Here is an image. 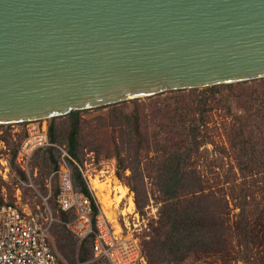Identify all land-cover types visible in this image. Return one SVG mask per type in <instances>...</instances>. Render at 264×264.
Instances as JSON below:
<instances>
[{
	"label": "water",
	"instance_id": "1",
	"mask_svg": "<svg viewBox=\"0 0 264 264\" xmlns=\"http://www.w3.org/2000/svg\"><path fill=\"white\" fill-rule=\"evenodd\" d=\"M264 79V0H0V126Z\"/></svg>",
	"mask_w": 264,
	"mask_h": 264
},
{
	"label": "rangeland",
	"instance_id": "2",
	"mask_svg": "<svg viewBox=\"0 0 264 264\" xmlns=\"http://www.w3.org/2000/svg\"><path fill=\"white\" fill-rule=\"evenodd\" d=\"M217 87L216 91L181 90L131 99L124 102L115 113L111 108L82 111L79 160L73 162L75 167L79 171L82 169L86 175L92 195L101 211H104L103 205L96 196L93 181L97 180L100 184L110 186L112 205L111 210L106 213L109 212L110 217L112 216L126 233L135 235L143 245L163 236L160 225L162 204L156 180V167L161 162L153 150L149 157L142 154L139 162L133 152L127 154V151L122 149V130L119 123L125 122V116L138 110L142 132L152 140L166 136L174 143H179L187 137L189 130L200 125L198 138L205 144L200 147L198 156L192 162L199 167L212 190L227 198V219L231 231L228 244L222 253L195 252L184 264H264V246L253 245L252 252L248 253L240 245L243 234L236 230V225L241 211L230 198V194L236 190L240 191L245 182L239 174L238 159L230 144L234 136L233 128L239 126L240 122L250 147L256 152L255 163L260 167V174L246 179L248 186L244 185V188L254 191L257 202H264V79ZM54 125L59 139L63 142L56 145L65 149L64 141L69 131L68 119L58 118ZM4 126L0 128V136L5 133V139L0 137V160L7 159L10 170L5 172L0 162V198H3L4 202L27 205L41 215V221L49 226L51 243L61 257V264H101L90 258L83 262V250L80 249L82 244L78 245L77 241L74 252L67 248L64 249V254L60 251L58 242H61L65 233L63 227L68 229L69 220L64 222L61 217L62 210L57 202L58 175L56 171L52 172L51 168L44 166L41 156L32 158L28 173L18 162L17 167H13L11 152L20 145L26 125ZM118 153L128 155L126 167L129 168L123 172L118 168ZM68 165L72 172L70 162ZM131 167L135 169V174L137 173L132 181ZM19 170L25 173L26 180L21 178ZM119 172L123 178L118 176ZM252 183L256 186L251 188L249 184ZM132 186L135 187L134 190ZM119 187H124L128 193L120 202ZM113 188L115 191H112ZM130 198L135 206L133 211L129 212ZM260 208L262 209L261 206ZM256 222L253 223L250 234L260 237V223ZM88 254L90 256V252Z\"/></svg>",
	"mask_w": 264,
	"mask_h": 264
},
{
	"label": "trees",
	"instance_id": "3",
	"mask_svg": "<svg viewBox=\"0 0 264 264\" xmlns=\"http://www.w3.org/2000/svg\"><path fill=\"white\" fill-rule=\"evenodd\" d=\"M217 89L218 87L215 86L204 90L216 91ZM122 104L100 108H111L115 113V111H119L118 108ZM81 113L82 111H74L67 116L59 118H67L69 122V131L64 144L66 151L72 158V161L69 160V162L72 167L74 188L90 199L93 206V216H95L98 213L95 198L73 162V160H79L80 137L83 128ZM56 119L58 118L47 120L49 139L53 144L63 143L59 139L54 125ZM125 120V122L119 123V127L122 130V149L126 150L127 154L133 152L137 162H139L142 154L149 157L151 150H153L159 156L161 162L156 167V180L158 192L161 196L160 225L163 236L143 245L141 244L142 253L146 258L147 264H184L187 258L195 252L205 254L222 253L228 244L229 232L231 231L227 219L228 201L226 197H221L212 190L199 167L192 162L198 156L200 147L205 144L198 138L200 125L189 130L187 137L179 143H174L166 136L162 138L156 137L152 140L150 136L142 132L138 110H135L131 115L125 116ZM238 125L233 128L234 136L230 144L238 159L239 174L245 182L242 184L243 187L240 191L236 190V192L230 194V198L241 211L236 225V230H239L241 235L243 234L240 245L245 248L246 252L251 253L253 245L264 246V202H257L254 191L244 188V185L248 186L246 179L257 177L260 174V167L255 163L256 152L250 147L242 123L238 122ZM23 134L22 141L26 137L25 130ZM4 135L5 133L0 137L3 136L2 138L5 139ZM20 145L11 152V164L13 167H17V155ZM38 156H41L42 163H44L46 168H51L52 172L56 171L57 173L61 156L58 148L51 147L38 150L33 158ZM127 156L123 153L117 154L119 171L123 172L126 168H129L126 167ZM131 168L133 173L130 180L132 181L137 176V173L135 174V169ZM19 173L21 178L26 180L25 173L21 170H19ZM118 176L123 178L120 172ZM58 181L60 188L59 176ZM249 185H251V188L256 186L253 183ZM134 188L132 186V190ZM58 194L59 189L57 196ZM137 203L140 206L138 200ZM3 204L14 203L4 202L3 198H0V205ZM61 217L64 222L67 220L70 222L74 219V213L62 211ZM255 220L260 223L258 225L261 227L260 237L259 235L255 237L250 234L253 223L256 222ZM63 228L65 233L61 238V242H58L60 251L63 253L64 249L67 248L74 252L77 239L69 229ZM93 241L94 238L89 237L80 246V249L83 250V262L89 258L91 260L94 258Z\"/></svg>",
	"mask_w": 264,
	"mask_h": 264
},
{
	"label": "built area",
	"instance_id": "4",
	"mask_svg": "<svg viewBox=\"0 0 264 264\" xmlns=\"http://www.w3.org/2000/svg\"><path fill=\"white\" fill-rule=\"evenodd\" d=\"M23 124L26 125V137L19 147L17 162L24 171L28 173L30 162L38 150L54 147L61 152L57 202L63 212L74 213V219L67 227L78 245L93 237V261L97 263L147 264L140 241L101 211L96 200L98 213L93 216L90 199L74 188L68 165L71 156L49 139L47 120ZM0 162L8 172L9 161L3 158ZM80 172L91 191L86 175L82 169ZM60 260L51 243L49 226L41 221L40 214L18 202L0 205V264H59Z\"/></svg>",
	"mask_w": 264,
	"mask_h": 264
},
{
	"label": "bare ground",
	"instance_id": "5",
	"mask_svg": "<svg viewBox=\"0 0 264 264\" xmlns=\"http://www.w3.org/2000/svg\"><path fill=\"white\" fill-rule=\"evenodd\" d=\"M100 183L97 180H94L93 185L92 184L91 185L94 186V190L96 191V196L99 199V201L101 202V204L103 205V210L106 213V211L111 210V205H112L111 204L112 202L110 199V190H109L110 186L100 184ZM119 190H121V197L118 198V201L120 202V201H122V199H124L127 196L128 193H127V189H125L124 187H119ZM105 192H108V194H104ZM134 206H135L134 202L130 198L129 199V212L133 211ZM108 213L109 212H107L106 214H108ZM107 216L113 220L112 216L110 217L109 214Z\"/></svg>",
	"mask_w": 264,
	"mask_h": 264
},
{
	"label": "crops",
	"instance_id": "6",
	"mask_svg": "<svg viewBox=\"0 0 264 264\" xmlns=\"http://www.w3.org/2000/svg\"><path fill=\"white\" fill-rule=\"evenodd\" d=\"M113 190L115 191V189H114V188L112 189V191H113Z\"/></svg>",
	"mask_w": 264,
	"mask_h": 264
}]
</instances>
